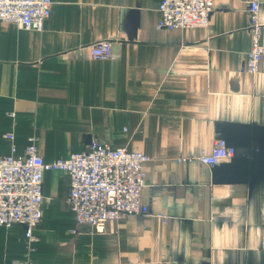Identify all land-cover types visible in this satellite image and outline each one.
Returning a JSON list of instances; mask_svg holds the SVG:
<instances>
[{"label": "crops", "instance_id": "crops-1", "mask_svg": "<svg viewBox=\"0 0 264 264\" xmlns=\"http://www.w3.org/2000/svg\"><path fill=\"white\" fill-rule=\"evenodd\" d=\"M160 1L52 0L42 32L0 22V155L22 156L35 135L44 162L92 141L148 156L142 212L98 232L67 209L68 173L45 171L34 252L22 225L0 226V264H264V54L247 73L250 0H213L208 25L185 29L156 28ZM259 21L264 44V1ZM100 40L113 41L104 61L87 49ZM216 139L251 157L180 161Z\"/></svg>", "mask_w": 264, "mask_h": 264}, {"label": "built area", "instance_id": "built-area-1", "mask_svg": "<svg viewBox=\"0 0 264 264\" xmlns=\"http://www.w3.org/2000/svg\"><path fill=\"white\" fill-rule=\"evenodd\" d=\"M264 0L248 3L247 29L251 47L245 71L255 75L264 54L261 43L262 24L259 7ZM52 0H0V22L20 29L42 32L50 16ZM213 10V0H161L157 29L204 28ZM113 41L100 40L87 46L94 60L104 61L112 55ZM12 115V114H10ZM12 139V135H6ZM236 147L225 139H216L209 153L201 152L182 162L197 160L214 168L221 160L236 156ZM148 156L125 148H111L92 141L88 150L75 152L65 159L44 162L37 152V137L30 136L23 155H0V226L22 225L25 246L34 252L37 237L33 231L42 218V206L47 201L42 191L45 171L61 170L69 175L65 205L77 224H87L96 232L108 220H119L142 212L141 191L146 185L143 164ZM28 259L25 264H29Z\"/></svg>", "mask_w": 264, "mask_h": 264}, {"label": "water", "instance_id": "water-1", "mask_svg": "<svg viewBox=\"0 0 264 264\" xmlns=\"http://www.w3.org/2000/svg\"><path fill=\"white\" fill-rule=\"evenodd\" d=\"M236 155H240L242 156L243 158L249 160L248 158L251 157V151H249V149H247L246 151H243V152H238L236 153ZM215 168V167H214Z\"/></svg>", "mask_w": 264, "mask_h": 264}]
</instances>
